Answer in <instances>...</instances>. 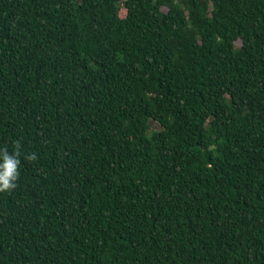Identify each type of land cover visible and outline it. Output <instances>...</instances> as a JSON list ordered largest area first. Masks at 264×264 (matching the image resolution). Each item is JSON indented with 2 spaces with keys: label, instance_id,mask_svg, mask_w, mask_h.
<instances>
[{
  "label": "trees",
  "instance_id": "1",
  "mask_svg": "<svg viewBox=\"0 0 264 264\" xmlns=\"http://www.w3.org/2000/svg\"><path fill=\"white\" fill-rule=\"evenodd\" d=\"M16 140L0 264H264V0H0Z\"/></svg>",
  "mask_w": 264,
  "mask_h": 264
},
{
  "label": "clouds",
  "instance_id": "2",
  "mask_svg": "<svg viewBox=\"0 0 264 264\" xmlns=\"http://www.w3.org/2000/svg\"><path fill=\"white\" fill-rule=\"evenodd\" d=\"M21 142L16 140L13 144V151L10 153L7 148H0V193H10L17 187L20 177ZM29 162L38 159L37 154L32 152L24 156Z\"/></svg>",
  "mask_w": 264,
  "mask_h": 264
}]
</instances>
